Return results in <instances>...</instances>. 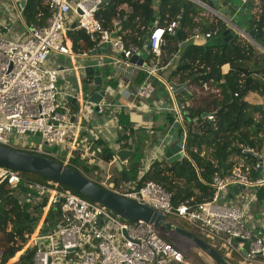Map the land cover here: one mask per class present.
Here are the masks:
<instances>
[{
	"label": "built area",
	"instance_id": "2783aa9c",
	"mask_svg": "<svg viewBox=\"0 0 264 264\" xmlns=\"http://www.w3.org/2000/svg\"><path fill=\"white\" fill-rule=\"evenodd\" d=\"M103 2L48 0V18L43 24H36L28 23L24 16L27 2L24 5L23 0H0V144L59 158L69 166L79 150L82 159L88 163L104 162L91 149V140L98 139L100 133L93 132L91 138L81 135L90 117L113 110L118 88L103 82L105 95L102 100L89 102L91 92L85 93L81 75L86 66L70 68L48 63L52 56H67L71 63H76L80 56H87V53H76L69 40L68 31L75 23V28L83 29L97 41V48L103 43L109 48L111 44L119 53V56H113V63L123 65L125 72H131L129 59L141 49L134 44L126 45L118 35L119 18L114 19L112 30L103 27L96 18ZM177 28L178 23L173 20L151 32L148 37L150 69L137 92L130 91L131 96L151 95L153 78L167 66L161 60L162 47L168 41L167 36L177 35ZM212 37L210 32L204 33L196 27L185 41L200 43ZM178 56L177 52L175 57ZM72 69L75 85L70 82L61 84L63 73ZM203 87L205 90L210 88L208 83ZM69 96L79 104L76 112L72 111ZM187 107L186 103L179 102L169 109L175 122L184 123L189 112ZM208 118L213 119V115L209 114ZM28 134H36L41 141L20 142ZM166 144V138L157 144L150 154V161L165 155ZM55 146L65 147L66 155L61 156ZM124 162L128 164V160ZM256 167L263 168L264 160ZM148 168L149 164L141 176ZM0 179L11 186L23 185L27 202L40 201L49 193L47 206L43 209L45 218L27 244L35 248L33 264H185L183 253L164 239L150 222L126 221L107 207L54 181L47 185L26 182L20 170L0 166ZM99 183L113 192L149 205L166 217L170 215L188 221L211 244L221 248L228 258L237 254L240 264H264V219H254L251 213L258 200L257 187L264 188V176L251 180L240 168L225 175L216 172L212 178L211 199L179 205H174L171 193L155 181L149 180L139 188L124 191L117 190L109 179ZM237 184L244 185V188L227 200ZM53 205L57 209L54 225L47 218Z\"/></svg>",
	"mask_w": 264,
	"mask_h": 264
},
{
	"label": "trees",
	"instance_id": "16d2710c",
	"mask_svg": "<svg viewBox=\"0 0 264 264\" xmlns=\"http://www.w3.org/2000/svg\"><path fill=\"white\" fill-rule=\"evenodd\" d=\"M47 1H27L24 16L28 23L43 24L46 21L49 16ZM154 1L104 0L96 18L107 30H112L114 19L119 18L121 26L118 35L126 45L134 44L140 49L144 46V37L154 24L163 27L173 20L177 21L179 33L175 37L167 36L168 41L162 47V54L171 56L179 53L176 63L164 80L189 86L188 91L177 95L180 103L186 99L191 101L187 107L189 112L185 115L184 128L176 129L179 135L187 133L186 155L174 162L166 159L153 160L140 176L143 170L142 158L145 156L142 151L143 143L140 145L130 142L137 134L134 122L127 113H117L121 128L119 146L121 149L134 151L120 177L126 182H133L135 188L149 180L161 184L171 193L174 205L200 203L211 199L212 178L216 172L225 175L234 168H240L251 180L264 176V167H256L260 162L259 156H263L264 160V105L262 108L252 107L245 100L250 93L264 96V52H260L254 44L238 33L224 44L208 39L200 43L189 41L180 48V43L191 35L194 28L200 27L204 33L210 32L214 37L228 28L227 23L191 0H159L157 9ZM201 1L214 7L213 0ZM260 2L263 10L253 19L259 38L264 37V0ZM68 36L76 53H90L97 47V41L92 40L83 29L72 28L68 31ZM163 62H167V59L164 58ZM225 64L230 65L227 73L222 72ZM147 74L142 69L138 70L134 82L142 84ZM90 82L92 77H85L86 94L90 93ZM107 83L114 88L119 84L114 79ZM204 83H208L210 87L206 96H202ZM209 114L213 115V119L208 118ZM168 116L169 122L174 123L173 114L169 113ZM149 147L150 145L148 149ZM56 148L55 146V151ZM91 149L105 163L112 161L116 155V151L100 137L91 140ZM81 154V150L75 152L70 166L84 175L97 172L98 166L82 159ZM51 158L62 163L59 158ZM22 173L24 180L29 183H34L30 176L49 180L37 174L25 171ZM64 187L83 196L72 187ZM257 194L259 200L264 199L262 188L257 190ZM24 196V188L11 186L0 179V264H8L11 259H16L25 248L43 209L47 206L49 193L36 202H27ZM56 215L57 209L53 205L47 215L52 225L56 223ZM34 217L36 220H33ZM181 227L205 240L231 264H240L237 254L230 259L196 230ZM34 255L35 248L28 247L12 264H33Z\"/></svg>",
	"mask_w": 264,
	"mask_h": 264
},
{
	"label": "crops",
	"instance_id": "0c3cea01",
	"mask_svg": "<svg viewBox=\"0 0 264 264\" xmlns=\"http://www.w3.org/2000/svg\"><path fill=\"white\" fill-rule=\"evenodd\" d=\"M191 1L195 2L194 0ZM213 2H214V7H211L210 5L205 3H204L205 6L200 5L197 2L195 3L205 8V10H209L208 12H211V14H214L220 17L221 19H223L227 23L228 28H231L233 35H235L236 33L242 35L243 37L248 39L252 44H257L259 48L257 49L260 52H264V37L259 38L255 36V40H253L252 37H250L249 34L246 33L248 32L250 27H254V29L257 30V25L253 23L254 20L251 18L247 19L248 17L247 15V17L242 18L240 21L237 20L234 21L235 17H237L238 14H240L242 11L241 4L245 5L247 1L244 3L242 0H213ZM158 5H159V0H155L154 7L156 9L158 8ZM255 5L259 9V13H260L263 10L262 2H260V0H253V8ZM217 6L226 8V16H228L230 20H228L226 16L225 17L221 16L220 14H218L216 11L213 10V9L218 10ZM153 26H158V25L154 24ZM178 33L179 31L177 32V34ZM219 35H215L214 37L209 39L213 41V39ZM69 40L72 44L70 38ZM186 42L187 41H182L179 47L182 48ZM94 50H96L97 54L99 55L96 54L93 55ZM103 56L104 54L101 52V47L99 48L96 47L90 53H87V56H80L76 63L75 62L71 63L70 59L67 56H63V55H59L57 57L59 58L58 61L53 63L59 65L60 67L66 66L70 68L73 67L76 68L80 65L88 66L94 60L103 59ZM111 57L114 58L113 56ZM149 57L146 59L148 65H149ZM164 58L167 59L166 63L163 62ZM177 59L178 57H175V54L171 56L162 54L161 60L163 64L167 66L159 72L157 77L153 78L154 89L149 97H145V96L141 97L138 94L137 96H131L130 94V91H134L136 93L138 87L141 85V84H136L134 82V78L137 75L138 70L142 68H139L136 65H134V67H132L131 69V72L127 73L123 69L122 67L123 65L120 64L121 66H118L116 63L113 62L110 63V61H103V60H101V62L104 64L103 67H96L97 74H102V75H103L102 71L104 70L103 68L111 67L110 69H112V71L107 75V79L103 77L104 79L103 82L105 83V85L108 84L107 80L110 79L117 80L119 83L117 86L118 88L117 94L121 95L119 99V105L122 106L123 112L127 113L130 116V119L134 122V127L137 130V134H135V136L130 139V142H137L140 145L143 143L142 145L147 147L150 145L148 151L145 152L144 158H142L143 170L147 164L150 165V163L152 162L150 161V154L161 140L166 138V142H167V138L169 139L168 145L169 144L170 145L167 146L166 144V149H168L173 145H175L178 142L180 136L182 135V134L179 135L178 131L176 130L177 127H175V122L174 123L169 122L168 114L169 113L172 114V111H170L169 109L176 107L179 102L177 99V95L182 91H188L189 86L187 84H183L184 86L182 84H177L178 87H180L183 90L175 93L174 89L171 88L170 82L164 80V77L169 74L171 67L176 63ZM119 68L121 70V73L118 70ZM229 69H230L229 64H225L222 66L223 73H227ZM142 70L146 72L148 71V69L147 70L142 69ZM81 75L83 79L87 77L85 75V70L84 71L81 70ZM60 79L62 81L60 82L61 84H65V82H70L71 84L75 85V77L73 74V69L70 72L63 73ZM90 84L91 87H93V82H90ZM91 89L93 91V88ZM209 91L210 90L204 89L202 92V96H206L209 93ZM258 98H262V100H259ZM245 100L249 102L251 105L253 104L255 105L261 104L262 106L264 105V96H261L258 93H250L245 98ZM181 103H186L189 106L191 101L186 99L184 102ZM71 104H72L71 105L72 111L76 112V110L78 109L76 108L75 104L72 102ZM181 124H182L181 127L184 128V123ZM93 132L94 133L99 132L100 133L99 137L103 139L105 143H107L110 147H112L116 151V153L118 150L121 149L118 143V137L119 135H121V128L119 126L117 113L114 110H108L102 115L95 114L92 117H90L88 119V122L86 123V128L83 129L82 131L81 136L87 135L88 138H91ZM61 156H63V154ZM161 159H166L168 161L165 155H163ZM95 165H97L99 169L96 173H102L104 175V179L110 180V178H112L115 173H121L123 168L128 164L125 163L124 161H120L118 158L115 157L112 161L108 163L103 162L101 164H95ZM143 170L140 172L139 174L140 176ZM120 180H121V184L119 187L123 191L133 188L135 186L133 182H126L123 179ZM110 183L114 184L115 186V183L112 180L110 181ZM258 189L259 187H257V190ZM262 191L264 192V188H262ZM234 197H235L234 195L232 197L228 196L229 199L227 200H231V198ZM253 207L257 211V213L254 215V219H264V199L261 200L258 199L257 202L253 204ZM20 254L21 253L19 252L18 256L16 257L17 259L19 258Z\"/></svg>",
	"mask_w": 264,
	"mask_h": 264
},
{
	"label": "water",
	"instance_id": "95a60500",
	"mask_svg": "<svg viewBox=\"0 0 264 264\" xmlns=\"http://www.w3.org/2000/svg\"><path fill=\"white\" fill-rule=\"evenodd\" d=\"M200 5L205 6L199 0H194ZM26 0H23V4L26 5ZM218 10L213 9L221 16H226V8L217 6ZM253 9V0H247V13L251 14ZM228 20L229 17L226 16ZM76 24H72V28H75ZM157 26H153L149 33L144 37V46L141 50L133 55L129 61L132 63V67L136 65L142 69H150V66L146 62V59L150 55V45L148 37L152 31L156 29ZM250 37L255 40V36H259L254 27H250L248 32ZM233 33L231 28H227L219 36L214 38V41L217 44H224L229 42L233 38ZM101 52L104 54L103 61L114 62L113 58L109 54V48L107 43L101 45ZM97 54V51H93V55ZM100 59L94 60L90 65L85 67V75L92 77L93 82V91L91 90L88 97L89 102L99 103L103 96L105 95L103 75L97 74L96 67H103V63ZM121 73L120 68L118 69ZM60 82L61 79H60ZM157 82V80H156ZM175 93L181 91L180 87L176 83H170ZM183 85V84H182ZM184 86V85H183ZM121 95L117 94L113 99V110L116 113L123 112V108L119 105V99ZM69 100L75 104L76 107H79L77 100L74 97L69 96ZM179 104V102H178ZM252 107L262 108L261 104L255 105ZM97 110V107H96ZM182 124L180 122H175V127L180 128ZM186 144H187V133L184 132L178 142L172 147L166 149L165 157L169 162H174L176 160L182 159L186 155ZM134 151L130 149H120L117 151L116 155L120 161L128 160ZM262 162V158H259ZM0 166L25 171L29 173H34L43 177H46L60 185L69 186L77 191H79L83 196L87 197L90 200H93L105 207H107L114 215L121 217L126 221H137L144 220L155 225L157 229L165 228L168 231H175L176 233L189 238L192 240L202 251H204L208 256H210L217 264H231L218 250L213 248L205 240L197 236L195 233L179 226L175 225L173 222L169 221L167 217L147 204H143L132 200L128 197H125L121 194L113 192L103 185L95 182L86 175H84L78 169H75L67 164L56 161L51 157L40 155L37 153H31L28 151L15 149L6 145L0 144ZM18 187L24 188L23 185H18ZM244 188V185L237 184L235 185L229 196L232 197L238 193L241 189ZM25 190V188H24ZM36 220V217L33 218Z\"/></svg>",
	"mask_w": 264,
	"mask_h": 264
},
{
	"label": "rangeland",
	"instance_id": "374dc122",
	"mask_svg": "<svg viewBox=\"0 0 264 264\" xmlns=\"http://www.w3.org/2000/svg\"><path fill=\"white\" fill-rule=\"evenodd\" d=\"M241 7H242V11H241L240 14H238L237 17H235L234 21H236V20L237 21H240L242 18L247 17V15H248L247 19H250V18L251 19H256L258 17L259 9L257 8L256 5L252 9L251 14H248L247 13V3L245 5H242L241 4ZM207 11H209V10H207ZM209 13H211V12H209ZM74 19H76V18H74ZM213 41H214V39H213ZM254 45L258 48V45L257 44H254ZM109 52H110V55L111 56H114V57L115 56H119V53L112 47L111 44L109 45ZM58 59L59 58H57L56 56H52V57L49 58L48 63L53 64V62H57ZM164 63H166V62H164ZM110 68L111 67L103 68L104 70L102 71V73H103V77L105 79H107V75L109 73H111V71H112V69H110ZM88 87H89L90 90H92L91 88H93V87H91V84L90 83L88 84ZM258 99L259 100H262V98H258ZM40 139L41 138L39 136H37L36 134H28V135H25L20 140V142H27L28 144H32V143H38V142H40L41 141ZM168 143H169V139L167 138V146L170 145V144L168 145ZM48 147H50V146H48ZM142 149H143L142 150L143 153H145V152L148 151V147L147 146L142 145ZM56 150L58 151L59 154L60 153L65 154V147L59 146V147L56 148ZM95 172H93L91 174H88L86 176L89 177L90 179L96 181L97 183L103 182L104 180L106 181V179H104V175L102 173H95ZM31 174H34V173H31ZM30 178L33 179L32 182L37 183V184L39 183V184H45V185H47L49 182H53L50 179L49 180H44L42 178L31 177V176H30ZM120 179H121L120 173H115L114 176L112 178H110V181L112 180L115 183V186H116V189L117 190L123 191L119 187L120 184H121V180ZM251 212H252V215L253 216L257 213V211L255 210L254 207H252ZM42 215L43 216L42 217L40 216L39 220L37 221V225L35 227V231L40 227V225L42 224V222H43V220L45 218L43 213H42ZM167 219L169 221L173 222L175 225L184 226V227H187L188 229H191V230H196L194 227H192V225L188 221L183 220L181 218H178V217H174V216H170L169 215L167 217ZM159 233H160V235L164 239H166L167 241L171 242L173 245H175L183 253V255L185 257V264H217L216 262L213 261V259L210 256H208L204 251H202L189 238L184 237V236L176 233L175 231H168L165 228H160L159 229ZM27 248H28V246L26 245L25 248L22 251H20V253H22ZM220 250H222V249L220 248ZM16 259H11L8 262V264H12ZM234 264H237V263L234 262Z\"/></svg>",
	"mask_w": 264,
	"mask_h": 264
}]
</instances>
